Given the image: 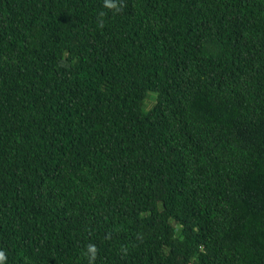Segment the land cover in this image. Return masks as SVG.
I'll list each match as a JSON object with an SVG mask.
<instances>
[{"label":"trees","instance_id":"trees-1","mask_svg":"<svg viewBox=\"0 0 264 264\" xmlns=\"http://www.w3.org/2000/svg\"><path fill=\"white\" fill-rule=\"evenodd\" d=\"M110 2L0 0L6 264H264V0Z\"/></svg>","mask_w":264,"mask_h":264},{"label":"clouds","instance_id":"clouds-1","mask_svg":"<svg viewBox=\"0 0 264 264\" xmlns=\"http://www.w3.org/2000/svg\"><path fill=\"white\" fill-rule=\"evenodd\" d=\"M105 6L108 8H114L115 4L110 2V0H105ZM86 254L88 255L89 264H92V260L95 257V246L94 245L88 246ZM0 264H6V256L3 251H0Z\"/></svg>","mask_w":264,"mask_h":264},{"label":"rangeland","instance_id":"rangeland-1","mask_svg":"<svg viewBox=\"0 0 264 264\" xmlns=\"http://www.w3.org/2000/svg\"><path fill=\"white\" fill-rule=\"evenodd\" d=\"M152 95L154 96V93H149L147 96V99L143 103V105H142V111L143 112H148L150 110V108L152 107L151 104H153V102H154L153 97H151Z\"/></svg>","mask_w":264,"mask_h":264}]
</instances>
